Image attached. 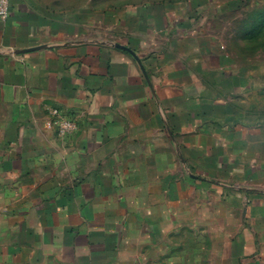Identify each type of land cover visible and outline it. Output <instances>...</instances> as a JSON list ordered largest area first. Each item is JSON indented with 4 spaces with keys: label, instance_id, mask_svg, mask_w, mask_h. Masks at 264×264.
I'll return each mask as SVG.
<instances>
[{
    "label": "crops",
    "instance_id": "obj_1",
    "mask_svg": "<svg viewBox=\"0 0 264 264\" xmlns=\"http://www.w3.org/2000/svg\"><path fill=\"white\" fill-rule=\"evenodd\" d=\"M210 1L11 0L0 264H264V80Z\"/></svg>",
    "mask_w": 264,
    "mask_h": 264
},
{
    "label": "rangeland",
    "instance_id": "obj_2",
    "mask_svg": "<svg viewBox=\"0 0 264 264\" xmlns=\"http://www.w3.org/2000/svg\"><path fill=\"white\" fill-rule=\"evenodd\" d=\"M206 11L215 15L213 23L219 24L242 63L264 80V0H213Z\"/></svg>",
    "mask_w": 264,
    "mask_h": 264
},
{
    "label": "built area",
    "instance_id": "obj_3",
    "mask_svg": "<svg viewBox=\"0 0 264 264\" xmlns=\"http://www.w3.org/2000/svg\"><path fill=\"white\" fill-rule=\"evenodd\" d=\"M11 15V0H0V19L6 21ZM55 115H58V110L53 111ZM75 127V123L72 120H63L60 123V133L65 135L71 132Z\"/></svg>",
    "mask_w": 264,
    "mask_h": 264
}]
</instances>
